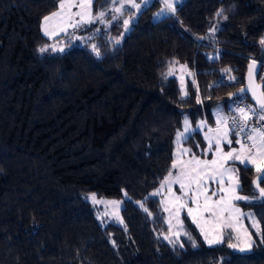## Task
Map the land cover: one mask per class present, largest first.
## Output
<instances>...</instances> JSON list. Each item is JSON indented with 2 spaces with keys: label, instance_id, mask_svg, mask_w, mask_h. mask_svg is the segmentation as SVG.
I'll list each match as a JSON object with an SVG mask.
<instances>
[{
  "label": "trees",
  "instance_id": "obj_1",
  "mask_svg": "<svg viewBox=\"0 0 264 264\" xmlns=\"http://www.w3.org/2000/svg\"><path fill=\"white\" fill-rule=\"evenodd\" d=\"M58 4L0 0V264H264L253 165H237L248 197L239 203L260 223L249 252L208 245L187 214L188 235L170 243L151 195L171 170L185 119L193 128L185 142L205 155L197 126L215 125L249 62L264 60V0H184L154 19L155 0L124 37L123 21L108 20L63 52H40L50 42L43 18ZM112 7L94 0L92 11ZM90 193L124 199L123 223L103 224Z\"/></svg>",
  "mask_w": 264,
  "mask_h": 264
},
{
  "label": "snow or ice",
  "instance_id": "obj_2",
  "mask_svg": "<svg viewBox=\"0 0 264 264\" xmlns=\"http://www.w3.org/2000/svg\"><path fill=\"white\" fill-rule=\"evenodd\" d=\"M93 0H60L59 11L52 14L50 17L44 18L43 32L44 35L52 38L59 35L61 32L66 33L68 28L78 29L84 25L94 23H105V17L107 13L105 11H99L95 15L92 12ZM113 7L110 11L123 14L125 11L131 8H139L140 5L135 0H125L121 3L120 0H111ZM165 8L170 12H175L174 0H164ZM118 5V6H117ZM77 9L76 12H72V9ZM163 11V10H162ZM222 12V10H221ZM218 12L217 15H221ZM53 17H60L64 23L59 29L49 31L48 22ZM117 16H112L111 19H116ZM226 18V17H225ZM124 26L127 29L129 20H124ZM99 31V29H97ZM89 39H91L89 37ZM119 39H116V43L119 44ZM261 45H264V39L260 41ZM92 50L96 55L100 56V51L97 46L93 44ZM51 48L53 52H63V47H57L56 45L45 46L40 48V52H46ZM256 69V62L253 61L249 65V80L247 89H240L241 93L251 91L252 97L256 102L257 107H237L235 109L237 115L229 119L222 115L217 116V127L215 129L209 128L206 134L205 140L207 141V152L213 154V159L205 160L199 159L195 154L191 153L190 149L180 148L178 149L176 159L173 161L171 168L176 170L175 175L172 171H169L168 175L161 182L160 189L152 193V196L160 195L161 189H166L168 192V198L162 201L164 207L163 210L169 214L167 223L169 224V232L175 237V239H169V236H165L166 240L170 243L176 244L179 240L181 231L183 230V221L180 219L182 210L187 211V215L192 218L194 223H197L198 218L204 221V224L209 223V219L213 223V227L206 230L203 225L198 224L200 227L201 234L204 236V240L209 244H220L224 242V231L230 229L237 233L240 229L237 228L239 217L243 215L238 208L234 207L233 202L237 200H247L248 197L237 195L238 179L234 183L233 173L234 168L228 167L229 162L239 161L240 164L244 165L247 169L248 165L251 164L255 167L257 172L255 186L258 190V195L261 200H264V187L260 184L264 181V86H260L261 90L257 92V86L253 82V73ZM232 79H235L234 77ZM239 98V97H238ZM200 102L199 100L197 101ZM255 118L256 122L260 123V127H256L253 124L249 128V121ZM184 132L177 133V144L181 140L190 137L185 136V133L189 132L188 121L185 119ZM197 127H203V124ZM235 137V144L239 145L238 148H231L230 151L225 152L223 145L227 144L229 147L233 144ZM188 154L190 158L185 160L183 157ZM227 178L228 188L224 187L225 179ZM208 181L216 183L219 187L217 191H212L209 195ZM173 185H179L181 195H176L173 191ZM126 195V194H125ZM213 196H219V199L213 200ZM91 200L94 204H105L106 208L110 206L112 212L105 211L104 215H114L119 219L118 211L120 207V201H103L98 200L93 194ZM203 198V203H201ZM189 203L195 205V207H189ZM143 207V204H140ZM145 212H148L147 208H144ZM151 215V213H149ZM249 218H252L249 215ZM175 220V225H173ZM122 223V220H121ZM218 225V227H217ZM173 227L178 229L176 232H172ZM253 227H256L257 232L260 231L257 222L253 219ZM247 235V230H244ZM210 233L214 235L210 236ZM184 235H188L187 232H183ZM229 238L231 233H229ZM189 239L191 237L189 236ZM236 239H239L237 235ZM248 247H251V238L248 236ZM195 246V242L193 241ZM183 247V244H180ZM230 248H236V244H228ZM243 251V249H241Z\"/></svg>",
  "mask_w": 264,
  "mask_h": 264
},
{
  "label": "rangeland",
  "instance_id": "obj_3",
  "mask_svg": "<svg viewBox=\"0 0 264 264\" xmlns=\"http://www.w3.org/2000/svg\"><path fill=\"white\" fill-rule=\"evenodd\" d=\"M154 1L155 0H135V2L140 5V7L138 9L137 8H131L130 10L125 11L123 14H117V13H114V12L110 11V12L107 13V15L105 17V23H99V22H97V23H94V24L84 25V26H82L81 28H78V29L68 28L66 33L61 32L59 35H56V36H54L52 38H49V36H47L50 39V42L46 46L56 45L57 47H63L64 48V51H65L76 40L82 38V33L81 32L85 28L90 27V26H93V25L98 24V23L99 24H105L106 27H107L110 24V22L117 21V20H119V21L122 20L124 22V20L127 19V20H129V23L127 25V29L124 28V33L122 35L124 37L130 31V28H131L130 23L132 21H135L137 19L138 15L145 8H147L148 6H150ZM183 1L184 0H174V7L176 8V6L178 4H180V3H182ZM93 2H94V0H93ZM120 2L121 3H124L125 0H120ZM160 2H161V7L154 14V19H159V18H161L163 16H166L167 14L171 13L170 11H168L165 8L164 0H160ZM59 4H60V0H59ZM59 4H58V8L56 10H54L50 14L46 15L45 17H50V16H52L53 13L58 12L59 11ZM76 11H77V9H75V8L72 9V12H76ZM112 16H117V18L116 19H111ZM44 18H43V21H42V32H43ZM108 20H110L109 23L107 22ZM63 23H64V21L60 17H53V19H51L48 22L49 31H53L54 29H59L60 27L63 26ZM48 50H51V48H49ZM181 70L183 71L184 70V67ZM177 74H180L181 77H184V74L182 72H180V73L177 72ZM177 74H175V76H177L179 78V80H181L180 79V76H178ZM188 127H189V132L188 133H185V136H187V137H189L190 136V133L193 132V128H191L189 126V124H188ZM209 128H210V125L209 124L207 125V122H204L203 123V127H199V129L204 130V132H205L204 136L206 134L211 135L210 133H208V129ZM179 132L180 133H183L184 132V129L181 130V131H179ZM230 138L233 139V144L231 145V147H229L227 144H224L223 145V149H224L225 152L230 151L231 148H238L239 147V145L235 144V137L234 136H231V134H230ZM185 140L186 139L181 140L179 144H177V140H176L175 159H176V155H177L178 149H180V148L190 149L191 150V153L192 154H195L194 151H193V148H192L193 146H189L185 142ZM206 149H207V147H206ZM206 149L204 150L205 151V155L195 154L196 157L199 158V159H205V160H211V159H213L214 158L213 157V154L211 152H207L206 153ZM189 158H190V155H188V154H186L183 157V159H185V160H187ZM238 164H240L239 161H236V162H231L230 161L227 166L228 167H232V168L235 169L234 173L232 174L233 177L235 178L234 179V183L236 182V179H238V185L240 187L239 176H238V173H237V165ZM249 165H251V164H249ZM170 171H172L173 172V175H175L176 170H174V169L171 168ZM160 185L158 186L157 189H160ZM208 186H209V195H211V192L212 191H217L218 190V187H219L216 183H213L211 181H208ZM172 187H173V191L176 193V195H181V192L179 190V185H173ZM224 187L225 188H228L229 187V184L227 183V178L225 179ZM239 187L237 188V192H236L237 195H241L240 192H239ZM157 189L154 190L152 193L156 192ZM93 194H95V193H90L88 195V200L95 207L97 217L101 220V222L103 224H106L108 222H114V223H117V224H122L123 221H124L123 216H122V207H123L124 199H122V198H104V197H99V196H97L95 194V196H96V198L98 200H103V201H106V202L107 201H120L121 202L120 203V207H119V211H118L119 219H117L116 216H114V215H109V216H105L104 215L105 211H108L109 213H111L113 211L112 208L110 206H108L106 208V205L105 204H94L93 201L90 198ZM158 197L160 198L161 202L164 201L165 199H167L168 198V192H167V190L166 189H161L160 190V195H158ZM212 199L213 200H217V199H219V196H213ZM239 202H240V200H237V201H234L233 204H234V207L235 208H238L240 210V212L243 213V215L239 217V222L236 225L237 228L240 229V232L237 233L235 231H231L230 229H226L224 231V241H227L228 244H230V243L231 244H236L237 245L236 248H231V249H233L235 251H238V252H249L253 248V232H254V230H256V227H253V219L257 222V225H258L259 228H260V223H259L258 219L256 218V216L254 215V213L252 211H250V210L244 209L240 205ZM201 203H203V198H201ZM161 204L164 207L163 203H161ZM189 207H193L194 208L195 205H192L191 203H189ZM184 214H187V211L186 210H182L181 211L180 219L182 221H183V215ZM249 215H251L252 218H249ZM165 219H166V223H167V221L169 219V214L167 212H165ZM121 220H122V223H121ZM175 223H176L175 220H173V225H175ZM195 224L197 226H198V224L203 225L206 230H208V229H210V228L213 227V223H212V221L210 219H209V223L208 224H204V221L202 219H199L198 218L197 223H195ZM167 225H168V228H169V224L168 223H167ZM217 227H218V225H217ZM198 228L200 229V227H198ZM245 229L247 230V235L244 232ZM177 230L178 229H176L175 227H173L172 232H176ZM183 232H185L184 222H183V230L181 231V234L179 236L178 242H180L182 240V237L184 236ZM229 233H231V237L232 238H229ZM211 235H214V233H210V236ZM237 235H239V239H236ZM166 236H169V239H175V237L169 232V229H168V233H167ZM248 236H250V238H251V240H250L251 247L250 248L247 246L248 243H249ZM203 238H204V236H203ZM167 241H169V240H167ZM213 245H217V244H213ZM213 245H211V246H213ZM241 249H243V251Z\"/></svg>",
  "mask_w": 264,
  "mask_h": 264
},
{
  "label": "built area",
  "instance_id": "obj_4",
  "mask_svg": "<svg viewBox=\"0 0 264 264\" xmlns=\"http://www.w3.org/2000/svg\"><path fill=\"white\" fill-rule=\"evenodd\" d=\"M258 61L261 64V70L259 73V77L264 79V60H257V59H253ZM237 107H252V105L250 104V102L247 101V97L246 96H242L239 98H235L234 102L232 103V106L225 112V113H218L216 115V123L215 125L211 126L210 128L215 129L217 127V116L218 115H222L225 118L229 119V123L231 122V117L237 115L235 109ZM253 124H255L256 127H260V123L256 122L255 118H253L252 121H249V128L253 126Z\"/></svg>",
  "mask_w": 264,
  "mask_h": 264
},
{
  "label": "water",
  "instance_id": "obj_5",
  "mask_svg": "<svg viewBox=\"0 0 264 264\" xmlns=\"http://www.w3.org/2000/svg\"><path fill=\"white\" fill-rule=\"evenodd\" d=\"M253 61L256 62V69H255V71L253 73V82H254V85L257 86V88H256L257 92H259L261 90L260 86H264V82L263 81H259V73H260V70H261V64L258 61L253 60V59L249 62L248 66H247V70H246V73H245V85L242 88L247 89L248 80H249V65ZM242 96L248 97L250 99V101L253 103V105L255 107H257L256 102H255V100L252 97L251 91H246L245 93H241L240 89H239L236 93H234L233 98H238V97H242Z\"/></svg>",
  "mask_w": 264,
  "mask_h": 264
}]
</instances>
